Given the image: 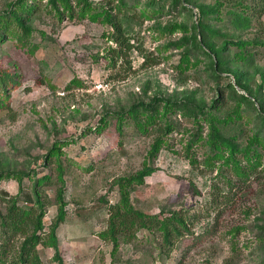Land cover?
<instances>
[{
    "label": "rangeland",
    "instance_id": "obj_1",
    "mask_svg": "<svg viewBox=\"0 0 264 264\" xmlns=\"http://www.w3.org/2000/svg\"><path fill=\"white\" fill-rule=\"evenodd\" d=\"M235 1L0 0V195L37 182L44 233L62 206L64 264H264V1Z\"/></svg>",
    "mask_w": 264,
    "mask_h": 264
},
{
    "label": "trees",
    "instance_id": "obj_2",
    "mask_svg": "<svg viewBox=\"0 0 264 264\" xmlns=\"http://www.w3.org/2000/svg\"><path fill=\"white\" fill-rule=\"evenodd\" d=\"M247 0H237L235 1L234 5L237 8V11L243 10L248 7V5L244 4ZM261 0H259L260 2ZM264 1V0H263ZM52 6L56 7L55 0H49ZM250 8V6H249ZM258 11H260L258 9ZM262 12V11H260ZM259 13L258 16H261L263 13ZM27 15H17L14 12L10 11V15L8 13H4V17L7 20L14 19L18 22V24L23 25L25 21L28 19L26 18ZM237 18L241 17V13L236 15ZM121 30L119 31V34ZM240 45V42L236 43ZM142 109L146 111H153V105H141ZM177 106V105H176ZM186 111L187 115H190L195 110L192 108H187ZM186 110V109H185ZM198 113L201 112V108L197 109ZM152 117V116H151ZM170 127L168 124L164 123L162 127L159 128L160 133L164 134L169 132ZM219 137V135H216ZM161 138H156L153 144V153L154 154L155 148H157V144L160 142ZM151 168L147 167L144 172H150ZM28 174H21L20 177H27ZM64 193H65V186L62 185L59 189L58 199L61 205L64 204ZM9 195L5 192H2L0 195V200L4 202L5 208L4 212L0 208V264H7L8 262L1 258L2 254H9L11 244L13 240L20 236L22 237V242L19 244V248L14 253L11 264H40L39 258L37 256L36 247L38 245H42L44 247H50L54 251L53 260L56 264H64V261L60 255L58 242H57V229L59 225L63 222V212L62 206L60 208L59 213L57 214L55 220L51 224L48 233H44V226L42 223L43 217L45 215V205L44 201L40 198L39 193L37 191V182L33 185L32 191L30 194L25 196L26 198V207L18 205V198L15 197H8ZM120 215V214H119ZM175 213H172L171 216L173 220H178L182 225V220L176 218ZM125 216V218L123 217ZM126 213L122 215L123 219L121 218L120 221L122 224H127ZM130 229L132 226L138 227H146V226H160V222L154 221L152 218L145 217L144 214L137 210H130ZM150 224V225H149ZM165 225V233H164V241L169 243L171 235L175 232L178 233V227L174 226L170 223V220L167 219L166 223H162ZM169 224L170 227H169ZM167 226V227H166ZM113 229V228H112ZM114 232V229H113ZM9 264V263H8Z\"/></svg>",
    "mask_w": 264,
    "mask_h": 264
}]
</instances>
